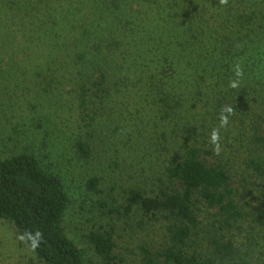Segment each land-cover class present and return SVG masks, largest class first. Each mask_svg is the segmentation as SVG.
I'll return each mask as SVG.
<instances>
[{
  "label": "rangeland",
  "instance_id": "rangeland-1",
  "mask_svg": "<svg viewBox=\"0 0 264 264\" xmlns=\"http://www.w3.org/2000/svg\"><path fill=\"white\" fill-rule=\"evenodd\" d=\"M130 2L124 11L133 16L120 20L118 8L102 15L95 0H0V155L35 153L62 176L70 196L63 225L88 264L99 256L86 235L101 226L113 229L125 264H143L142 245L169 243L168 221L124 213L125 190L158 189L188 145L213 151L221 100L233 114L220 129V154L207 155L231 168L245 211L231 231L238 257L264 264V182L246 163L260 154L254 128L264 114V0ZM235 13H250L251 23L241 25ZM231 41V68L224 59L220 76L200 77L196 61ZM79 141L88 143V156ZM93 177L97 189L88 186ZM18 236L0 219V264H45Z\"/></svg>",
  "mask_w": 264,
  "mask_h": 264
},
{
  "label": "trees",
  "instance_id": "trees-1",
  "mask_svg": "<svg viewBox=\"0 0 264 264\" xmlns=\"http://www.w3.org/2000/svg\"><path fill=\"white\" fill-rule=\"evenodd\" d=\"M95 1L102 15L118 8L122 13L120 20L133 16V11H124L132 4L130 0ZM235 15L241 25L251 23L250 13ZM193 35L194 32L188 40L191 44ZM232 41L226 46H215L218 56L205 55L196 61L195 70L202 73L200 77L204 78L209 72L219 75L217 69L225 60H228L225 65L231 68L234 60ZM187 55L191 60L190 54ZM80 58L85 59V54ZM100 76V81L106 77L105 73ZM89 81L92 82L90 78ZM88 83L84 82L81 87L83 105L87 103L90 90ZM218 108H223L221 100L217 106L220 115ZM258 118L254 140L260 154L248 158L246 163L264 182V114ZM76 145L85 156L90 154L87 142L79 141ZM207 154L214 153L202 146L188 145L182 154L170 160L165 180L158 189L151 193L140 187L125 190L124 213L141 210L151 219L160 215L168 221L169 243L157 250L142 245L143 264H246L238 257L237 242L231 232L240 226L238 223L245 216L243 205L237 199L233 173L223 161ZM99 182L98 177H93L88 186L97 189ZM69 204L70 196L62 176L45 167L35 153L0 155V219L12 223L19 235L26 230L40 231L43 241L35 253L45 264L89 263L84 250L66 233L63 225ZM101 204L106 203L102 201ZM110 211L120 212L118 208ZM86 237L99 256L96 264H125V258L116 252L112 228L92 229ZM198 240L202 242L198 243Z\"/></svg>",
  "mask_w": 264,
  "mask_h": 264
},
{
  "label": "clouds",
  "instance_id": "clouds-1",
  "mask_svg": "<svg viewBox=\"0 0 264 264\" xmlns=\"http://www.w3.org/2000/svg\"><path fill=\"white\" fill-rule=\"evenodd\" d=\"M219 4L222 6H226L228 4V0H219ZM235 75L237 77L243 76V69L239 64L234 66ZM229 87L237 88L239 87L238 80H230ZM233 114V109L230 106H225L221 108L219 115V127L214 128L210 133L209 143L213 146V153L215 155H219L221 152V136L220 129L226 128L229 124V116ZM21 242L25 243L31 251H35L43 241V234L40 231H36L35 233L25 231L17 237Z\"/></svg>",
  "mask_w": 264,
  "mask_h": 264
}]
</instances>
